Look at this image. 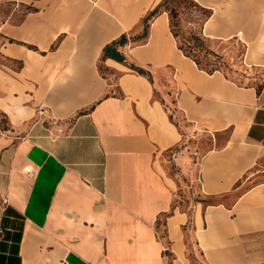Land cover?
<instances>
[{
    "label": "crops",
    "instance_id": "obj_1",
    "mask_svg": "<svg viewBox=\"0 0 264 264\" xmlns=\"http://www.w3.org/2000/svg\"><path fill=\"white\" fill-rule=\"evenodd\" d=\"M161 2L30 0L5 26L0 264H264V87L184 55Z\"/></svg>",
    "mask_w": 264,
    "mask_h": 264
},
{
    "label": "rangeland",
    "instance_id": "obj_2",
    "mask_svg": "<svg viewBox=\"0 0 264 264\" xmlns=\"http://www.w3.org/2000/svg\"><path fill=\"white\" fill-rule=\"evenodd\" d=\"M29 1L0 0V48L6 41L5 26L18 23L32 9ZM205 8L210 11L206 20L202 21L200 10L191 8L179 22L181 33L203 46L199 66L205 71L214 68L226 78L257 90L264 87V0H220ZM144 30L140 24L133 30L137 33H129L132 45L144 41L138 38ZM3 63L7 62L0 53V65ZM10 66L16 70L18 64L10 62ZM9 129V121L0 111V134ZM253 171L259 176L256 181L264 179V148Z\"/></svg>",
    "mask_w": 264,
    "mask_h": 264
},
{
    "label": "trees",
    "instance_id": "obj_3",
    "mask_svg": "<svg viewBox=\"0 0 264 264\" xmlns=\"http://www.w3.org/2000/svg\"><path fill=\"white\" fill-rule=\"evenodd\" d=\"M160 7L168 15L169 28L173 37L177 42V47L184 53V55L190 57L199 66L201 61L198 59V55L203 46L197 43V41L192 42L191 41L193 40L192 38H186L183 35V33H181L179 22L182 19V17L185 15V13L188 12L187 10L191 8L200 10L204 17L202 21L206 20L210 15L209 9L202 7L195 0H162ZM124 42H125V38L124 36H121L117 41L112 42L110 45H107L103 50L104 55L106 56L109 55L118 60H123V56L119 54V52L116 50L114 46L121 45ZM200 68L203 69L202 67ZM214 70H215L214 68L213 69L210 68V70L207 72L212 73ZM139 71H141V69H139Z\"/></svg>",
    "mask_w": 264,
    "mask_h": 264
},
{
    "label": "built area",
    "instance_id": "obj_4",
    "mask_svg": "<svg viewBox=\"0 0 264 264\" xmlns=\"http://www.w3.org/2000/svg\"><path fill=\"white\" fill-rule=\"evenodd\" d=\"M30 174V172H28Z\"/></svg>",
    "mask_w": 264,
    "mask_h": 264
}]
</instances>
